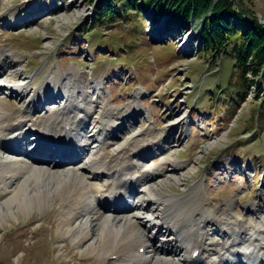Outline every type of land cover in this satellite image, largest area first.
<instances>
[{"label": "rangeland", "instance_id": "rangeland-1", "mask_svg": "<svg viewBox=\"0 0 264 264\" xmlns=\"http://www.w3.org/2000/svg\"><path fill=\"white\" fill-rule=\"evenodd\" d=\"M100 1L0 0V52L8 66L1 74L5 85L20 88V83L27 84L14 88L27 89L24 93L36 96L31 111L34 120L44 109L62 102L63 93L56 91L63 88L71 68L82 73L78 85L87 82L91 86L92 105L99 100L128 109L137 99L144 117L136 124L138 130L153 126L160 132L170 125L173 134L176 130L183 134L171 151L182 166L178 173L182 181L169 178L161 191L197 195L182 203L179 213L188 203L193 208L205 205L210 211L233 203V211L246 222L264 217V125L258 117L256 87L253 85L250 95L238 103L239 93L230 83L236 75L235 60L227 57L221 69H215L199 52L194 36H187L190 32L172 26L174 35L169 36L165 21L150 23L146 16L139 25L131 21L87 28L96 20ZM247 1L264 21V0ZM52 79L58 87L44 103L49 108L42 109V94ZM137 88L143 89L139 97ZM7 90H0V103L8 111L23 109L24 94L5 96ZM91 107L97 119L94 105ZM150 144V139L144 143ZM117 146H110V152ZM250 204L263 214L255 218L248 212ZM161 207L153 205L152 210L161 213ZM50 209L19 211L18 217L0 221V264H98L95 255H87L72 242L70 248H64L56 239L60 216L49 220Z\"/></svg>", "mask_w": 264, "mask_h": 264}, {"label": "bare ground", "instance_id": "bare-ground-1", "mask_svg": "<svg viewBox=\"0 0 264 264\" xmlns=\"http://www.w3.org/2000/svg\"><path fill=\"white\" fill-rule=\"evenodd\" d=\"M2 54L0 90L5 84L1 74L8 69ZM81 76V71L71 68L63 88L56 91L63 93L62 102L44 109L35 120L31 111L36 96L24 93L27 89L20 90L23 109L8 111L0 103V221L16 217L19 211L51 207L49 220L60 216L56 239L64 248L72 242L87 255H95L98 264H264V217L256 222L239 220L232 213L233 203L212 211L188 203L179 213L180 205L197 195L161 191L169 178L181 180L182 166L171 151L183 134L179 130L173 134L169 125L160 132L153 126L138 130L134 122L142 119L137 99L122 110L95 100L103 112L94 119L91 86L78 85ZM50 82L43 96L58 87L55 80ZM141 94L139 88L136 95ZM30 131L40 141L64 145H43L49 158L54 150L67 156L55 166L44 156L30 159L28 150L34 144L26 146L23 139ZM131 132L134 144L122 143ZM148 139L153 146L144 145ZM114 144L118 147L110 155L108 149ZM123 196L132 198L125 203ZM153 205L164 206L162 212L154 213ZM142 247L146 251L140 252ZM197 250L200 254L195 257Z\"/></svg>", "mask_w": 264, "mask_h": 264}, {"label": "trees", "instance_id": "trees-1", "mask_svg": "<svg viewBox=\"0 0 264 264\" xmlns=\"http://www.w3.org/2000/svg\"><path fill=\"white\" fill-rule=\"evenodd\" d=\"M94 24L87 28L110 27L135 22L150 15L167 20L170 27L186 31L194 24L199 52L209 64L219 67L225 58L235 60L236 86L242 103L256 87L259 118L264 125V21L247 0H101ZM145 21V20H144ZM91 30V31H92Z\"/></svg>", "mask_w": 264, "mask_h": 264}]
</instances>
